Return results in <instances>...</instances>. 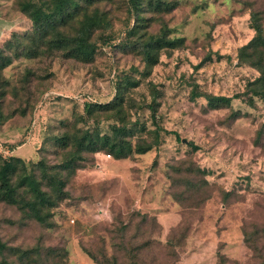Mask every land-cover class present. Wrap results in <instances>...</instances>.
<instances>
[{
	"label": "rangeland",
	"instance_id": "374dc122",
	"mask_svg": "<svg viewBox=\"0 0 264 264\" xmlns=\"http://www.w3.org/2000/svg\"><path fill=\"white\" fill-rule=\"evenodd\" d=\"M23 1L0 0V15L28 26ZM172 1L170 13H142L153 20L141 32L167 25L171 38H184L151 69L128 44L136 21L128 0L80 8L107 17L92 35L90 62L58 50L33 57L24 53L29 40L1 48L0 62L12 58L0 70L6 158L55 164L87 128L111 134L125 124L120 138L153 148L121 159L89 153L65 175L58 206L42 208L45 222L0 198V262L96 264L94 254L117 264H264V100L249 88L258 70L238 56L256 34L253 12L264 29V0ZM210 95L235 98L211 108ZM113 100L109 110L88 111ZM103 206L109 218L99 215Z\"/></svg>",
	"mask_w": 264,
	"mask_h": 264
},
{
	"label": "trees",
	"instance_id": "16d2710c",
	"mask_svg": "<svg viewBox=\"0 0 264 264\" xmlns=\"http://www.w3.org/2000/svg\"><path fill=\"white\" fill-rule=\"evenodd\" d=\"M96 1L43 0V2H35L34 0H27L21 2L19 10L25 15L29 24L26 27L21 24L20 27L11 30L2 38L0 40V53L1 48H17L25 40H29L30 44L24 49V53L33 57L42 53H54L58 50L62 51L66 57H74L84 62L92 61L97 50V44L92 40V35L104 25L107 17H105L104 12L101 13L98 9L90 12L88 9L80 10V8L87 2L94 4ZM128 1L136 14L135 24L129 30L128 44L142 54L146 67L151 69L159 62L162 50L182 46L184 38H171L167 25H163L158 33L141 32L153 20L152 17L142 16V13L147 10L154 15L162 16L176 8V2L172 0ZM251 18L256 34L248 43L240 47L238 56L241 62L258 70L259 76L249 82V88L254 95L264 100V29L256 12L252 13ZM75 21L74 30H69L70 27L68 26ZM26 29L30 30L26 31ZM66 29L68 30L66 31ZM136 35L137 37H135ZM2 60L0 70L11 63L12 58L8 57ZM118 90L120 91V86ZM233 98L235 96L210 95L207 100L211 108H217L220 105H230ZM114 105V100L104 104L90 102L88 111L93 114L96 110H109ZM153 118L155 119L154 115ZM126 129V124L115 125L113 132L109 134L87 128L81 135L77 136V144L72 146L71 151L61 156L55 164H50L43 157L28 166L21 156L9 154V157L6 158L5 154L0 152V161H2L0 164V198L23 209L28 208L39 221L45 222L41 212L42 208L58 206L61 198L65 195V185L67 184L65 175L84 166L83 163L87 160L89 153L95 154L103 151L105 154L113 155L116 159H121L130 156L133 152L145 153L153 148L152 143H137L133 146L131 142L120 138L119 134ZM261 134L262 131H260ZM67 139H69L68 136ZM61 140L65 143L64 138ZM20 163L23 164V168L19 167ZM199 169L198 171L203 173V170ZM4 249L5 244L0 238V254L3 253ZM91 256L96 264H117V259L111 261L105 255H102V259L94 254ZM0 264L12 263L7 258L2 257Z\"/></svg>",
	"mask_w": 264,
	"mask_h": 264
},
{
	"label": "crops",
	"instance_id": "0c3cea01",
	"mask_svg": "<svg viewBox=\"0 0 264 264\" xmlns=\"http://www.w3.org/2000/svg\"><path fill=\"white\" fill-rule=\"evenodd\" d=\"M20 23L11 24V22L7 21L0 15V40L4 38L11 30L20 27Z\"/></svg>",
	"mask_w": 264,
	"mask_h": 264
},
{
	"label": "built area",
	"instance_id": "2783aa9c",
	"mask_svg": "<svg viewBox=\"0 0 264 264\" xmlns=\"http://www.w3.org/2000/svg\"><path fill=\"white\" fill-rule=\"evenodd\" d=\"M107 156L110 157V154H107ZM98 213L102 217H108L109 218V209L107 206H103V207L99 208ZM71 221L74 223L75 219H72Z\"/></svg>",
	"mask_w": 264,
	"mask_h": 264
}]
</instances>
